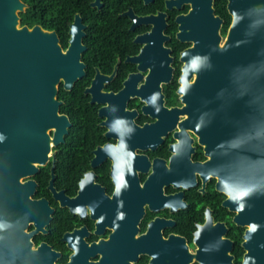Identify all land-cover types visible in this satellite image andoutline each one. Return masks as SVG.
<instances>
[{"label":"flooded vegetation","instance_id":"obj_1","mask_svg":"<svg viewBox=\"0 0 264 264\" xmlns=\"http://www.w3.org/2000/svg\"><path fill=\"white\" fill-rule=\"evenodd\" d=\"M167 1L119 0L124 10L118 15L128 21L127 37L134 49L117 53L119 47L112 46V65L105 71L95 66L86 53V12L76 11L68 25L67 34L78 15L83 26L85 49L81 61L85 73L80 79L89 78L83 92L97 71L101 77L112 75L103 85L104 92L114 95L112 138L104 135L107 128L101 126L106 120V103L90 102L97 107L98 125L103 128L104 137L95 148L112 144V179L109 159L94 167L91 176H85L91 170L90 161L81 175L56 172L57 155L64 144L48 150L46 144L39 149L29 146L23 153L20 142L0 141V160L2 153L3 159L14 160L10 173L0 172V206L11 208L17 226L24 223L29 234L13 239L18 264H198L194 237L203 226L204 232L217 242L231 241L233 264H241L244 228L233 223V213L224 203L227 197L217 188L214 167L210 165L214 161L211 144H218L215 148L222 150L229 143L226 137L222 141H206L209 134L204 126L195 123L185 127V113L172 111L183 106L177 93L182 73L180 53L189 45L177 50L168 30L188 6L166 9ZM82 2L92 14H99L108 11L114 0ZM158 13H164L167 22L164 33L169 39L164 46L170 49L167 57L172 58V75L169 82L162 84L163 110L152 112L145 108L147 97L137 92L145 83L149 67L144 60L139 64L135 58L142 48L139 37L151 29V25L139 24L141 17ZM133 23L138 25L131 29ZM68 39L69 34L63 48ZM124 83L133 91L119 98ZM7 97L0 79V102ZM150 124H156L155 128L149 130ZM5 153L11 155L5 157ZM154 160L156 167L152 168ZM119 162L128 163L132 172L120 173L114 166ZM119 181L123 183L118 188ZM103 197H112V208L107 207ZM237 243L242 249L239 258L235 252Z\"/></svg>","mask_w":264,"mask_h":264},{"label":"water","instance_id":"obj_2","mask_svg":"<svg viewBox=\"0 0 264 264\" xmlns=\"http://www.w3.org/2000/svg\"><path fill=\"white\" fill-rule=\"evenodd\" d=\"M184 5L188 6L187 12L175 18V38L189 45L180 53L182 73L177 93L183 106L172 111L185 113V127L195 123L204 126L209 134L206 141L226 137L229 144L222 150L215 148L218 144H211L214 161L210 165L214 167L217 188L227 197L224 203L233 213V223L244 228L241 264H264V0H227L231 19L225 34L221 32L224 20L214 13V0H168L166 9H181ZM26 7L22 0H0V79L4 92L9 94L0 102V141L20 142L23 153L29 146L39 149L46 144L48 150L65 142L72 122L59 110V86L69 91L85 73L81 61L84 32L78 15L69 26L68 45L63 48L54 30L21 24L19 14ZM139 24L151 25V29L139 37L142 48L135 59L139 64L147 62L149 73L137 92L147 97L149 108H145L158 112L163 110L162 84L172 75V58L167 57L170 49L164 46L169 39L164 33L165 14L141 17ZM136 25L133 23L131 29ZM194 60L196 66L192 67ZM111 78L101 77L97 71L84 92L90 95V102L106 103V120L101 126L107 128L104 135L112 138L114 95L103 91L104 83ZM130 91L132 88L124 83L117 96L124 98ZM155 126L150 124L148 128ZM105 159L111 161L112 179V144L93 150L91 170L85 176L93 175L94 167ZM155 164L156 160L152 168ZM13 166L14 160L3 159L2 153L0 172L6 175ZM114 166L120 173L132 172L126 162ZM240 192L244 195H238ZM103 198L112 208V197ZM0 223L6 225L0 228V264H18L13 239L29 235L25 224L17 226L14 211L1 206ZM253 224L254 229L250 228ZM204 228L194 237L197 263L233 264L232 242H217Z\"/></svg>","mask_w":264,"mask_h":264},{"label":"trees","instance_id":"obj_3","mask_svg":"<svg viewBox=\"0 0 264 264\" xmlns=\"http://www.w3.org/2000/svg\"><path fill=\"white\" fill-rule=\"evenodd\" d=\"M26 5L24 12L19 14L21 24L32 26L41 25L44 29L54 30L60 44L65 47L67 43L68 25L72 21L74 13L86 12L89 16L87 24V37L83 42L88 47L87 55L91 62L101 70H109L112 65V46L119 47V52H130L134 49L128 33L126 32L128 21L118 14L124 10L120 7L119 0H114L112 7L108 11L92 14L88 6L82 0H22ZM227 0H214V13L223 20L221 28L225 34L230 23V15L226 9ZM187 8V7H186ZM177 26L171 23L169 34L177 44V50L188 45L180 43L174 38ZM89 78L84 77L75 82L71 90L66 91L59 86L57 99L61 100L60 112L67 114L72 122L65 135V142L60 147L57 155L56 172H73L81 175L89 168V161L92 157V150L96 145L103 142V128L99 127L97 117V107L90 103L89 96L83 90L88 84ZM241 239L238 238V242ZM236 252L239 258L242 249L237 243ZM235 264H239L236 262Z\"/></svg>","mask_w":264,"mask_h":264},{"label":"snow or ice","instance_id":"obj_4","mask_svg":"<svg viewBox=\"0 0 264 264\" xmlns=\"http://www.w3.org/2000/svg\"><path fill=\"white\" fill-rule=\"evenodd\" d=\"M196 60H194L193 61V63H192V67H195L196 66ZM120 122L118 121L117 122V124H119ZM132 155V153L131 152H129V156H131ZM120 183H123V181H119L118 182V184H117V187L119 188V184ZM238 195H240V196H242V195H244V192H240V193H238ZM77 211H79V209H77ZM121 215H122V213H121ZM3 227H6V225L5 224H3V223H0V228H3ZM256 227V225L255 224H253V225H250V228H252V229H254Z\"/></svg>","mask_w":264,"mask_h":264},{"label":"clouds","instance_id":"obj_5","mask_svg":"<svg viewBox=\"0 0 264 264\" xmlns=\"http://www.w3.org/2000/svg\"><path fill=\"white\" fill-rule=\"evenodd\" d=\"M113 227H115V225H113ZM73 254H75V252H76V248L75 247H73Z\"/></svg>","mask_w":264,"mask_h":264}]
</instances>
